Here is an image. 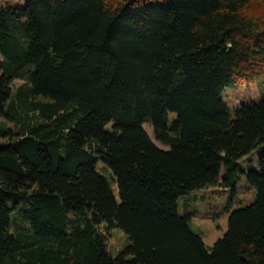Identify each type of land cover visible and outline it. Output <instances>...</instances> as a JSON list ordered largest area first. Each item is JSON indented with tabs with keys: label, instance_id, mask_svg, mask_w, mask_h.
I'll use <instances>...</instances> for the list:
<instances>
[{
	"label": "trees",
	"instance_id": "1",
	"mask_svg": "<svg viewBox=\"0 0 264 264\" xmlns=\"http://www.w3.org/2000/svg\"><path fill=\"white\" fill-rule=\"evenodd\" d=\"M0 54V264H264V99L223 95L264 85V0L0 3ZM240 173L210 250L179 198Z\"/></svg>",
	"mask_w": 264,
	"mask_h": 264
},
{
	"label": "rangeland",
	"instance_id": "2",
	"mask_svg": "<svg viewBox=\"0 0 264 264\" xmlns=\"http://www.w3.org/2000/svg\"><path fill=\"white\" fill-rule=\"evenodd\" d=\"M0 3L25 5L26 0H0ZM0 57H2L1 54ZM223 95L230 106L231 113L234 114L236 107L241 104L264 99V85L260 80L250 81L242 78L236 84L227 87ZM145 128L157 145L168 148L156 140L151 123H146ZM263 152L262 146L242 158V169L245 172L250 169H260V157ZM98 169L108 177L118 200L121 201L118 184L111 174L112 170L104 166L102 162ZM255 197L256 189L251 188L246 176L240 173L235 189L221 185L209 186L181 196L179 198L180 212L183 215L190 213L192 229L202 235L208 249L211 250L214 243L228 229L230 213L234 209L250 204ZM103 230L105 233L110 232L109 251L112 255H118L130 244V238L119 227Z\"/></svg>",
	"mask_w": 264,
	"mask_h": 264
}]
</instances>
